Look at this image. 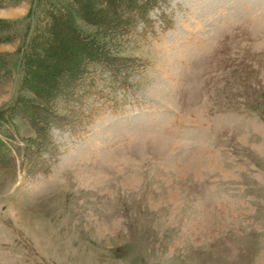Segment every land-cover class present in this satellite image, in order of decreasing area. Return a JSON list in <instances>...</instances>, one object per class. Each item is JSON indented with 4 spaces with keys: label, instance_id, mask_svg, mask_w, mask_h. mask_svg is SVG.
Wrapping results in <instances>:
<instances>
[{
    "label": "rangeland",
    "instance_id": "rangeland-1",
    "mask_svg": "<svg viewBox=\"0 0 264 264\" xmlns=\"http://www.w3.org/2000/svg\"><path fill=\"white\" fill-rule=\"evenodd\" d=\"M47 1L0 0V264H264V0Z\"/></svg>",
    "mask_w": 264,
    "mask_h": 264
},
{
    "label": "trees",
    "instance_id": "trees-1",
    "mask_svg": "<svg viewBox=\"0 0 264 264\" xmlns=\"http://www.w3.org/2000/svg\"><path fill=\"white\" fill-rule=\"evenodd\" d=\"M40 1H42V0H40ZM148 1V3H156L158 0H147ZM44 2H45V4H44V6L46 5V3L48 2L47 0H44ZM46 8L47 7H45V8H43V10H42V13H41V15H40V17L39 18H42V17H46V13H47V11H46ZM120 13V12H119ZM50 15H53L54 13L51 11V13H49ZM58 15V14H57ZM119 16H121L120 14H119ZM116 18H118L117 19V21L118 22H122V19L120 18V17H116ZM124 28V27H123ZM78 38V37H77ZM79 38H80V40H82V41H80V45L77 47V49L75 50V53H76V51L78 50V52H77V54H72L71 55V57L70 58H68V60L70 61V70H68V72H73V68H72V66H74V72H76L77 70H78V72H81V73H85L87 70H89L90 68H91V70H96L95 69V65L94 64H89L88 63V61H86L87 59L89 60L90 58H92V56H94V54H99V56H100V58H98V60L99 61H101L103 64H105V62L107 61H109V60H107V58L106 57H104V55L102 54V52H101V49H99L100 48V46H99V44L100 45H102L101 44V40H97V42H96V44L94 43V45L92 44V42H93V40H89V39H87L86 37H82V36H80L79 35ZM92 38V37H91ZM92 41V42H91ZM96 47H99V48H96ZM96 51H98V52H96ZM90 53V56L91 57H87V55ZM68 61V62H69ZM104 66V65H103ZM102 66V67H103ZM67 73V72H66ZM37 93V92H36ZM43 104H41V103H39V104H41L42 105V109H44V107H45V109H46V102H42ZM29 106V105H28ZM30 107V106H29ZM35 106H33L32 105V110H34L33 108H34ZM37 112V111H36ZM35 111H34V114L33 115H35V117H36V114H38V112L36 113ZM73 114H74V116L76 115V112L74 111L73 112ZM38 116V115H37ZM2 144V143H1Z\"/></svg>",
    "mask_w": 264,
    "mask_h": 264
}]
</instances>
